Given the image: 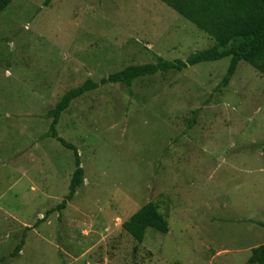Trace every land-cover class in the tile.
Returning <instances> with one entry per match:
<instances>
[{"label":"rangeland","instance_id":"1","mask_svg":"<svg viewBox=\"0 0 264 264\" xmlns=\"http://www.w3.org/2000/svg\"><path fill=\"white\" fill-rule=\"evenodd\" d=\"M44 1L0 14V264H245L264 244V77L240 62L215 93L229 58L74 100L56 132L84 182L41 221L74 170L72 151L42 138L61 95L213 44L158 0ZM148 202L168 233L138 243L122 223Z\"/></svg>","mask_w":264,"mask_h":264},{"label":"trees","instance_id":"2","mask_svg":"<svg viewBox=\"0 0 264 264\" xmlns=\"http://www.w3.org/2000/svg\"><path fill=\"white\" fill-rule=\"evenodd\" d=\"M13 0H0V14ZM53 0H45L48 6ZM177 15L193 24L207 35L213 44L200 51L191 53L185 60L160 61L154 64L127 66L119 72L112 73L98 82L87 79L81 85L69 89L61 95L53 108L46 112L50 120L49 129L42 138H51L64 149L72 151L74 170L71 175L68 192L64 199L54 208L46 211L41 219L44 221L50 214L61 213L84 182V172L81 167L77 149L58 137L56 126L59 118L70 104L99 87L108 84H125L130 87L138 79L171 71L181 72L188 67L204 62H215L229 58L226 72L214 92L221 94L232 80L237 65L244 62L264 77V0H158ZM197 111L193 112L190 123L195 120ZM264 228V223H257ZM123 230L135 241H143L147 229L165 235L168 225L152 202L143 205L126 222ZM27 230V228H25ZM25 234V233H23ZM22 241L11 253L16 256L21 250ZM245 264H264V244L252 249Z\"/></svg>","mask_w":264,"mask_h":264}]
</instances>
